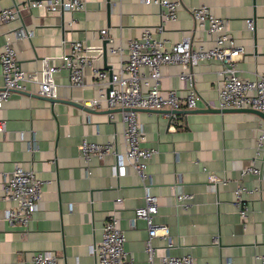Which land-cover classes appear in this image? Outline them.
I'll list each match as a JSON object with an SVG mask.
<instances>
[{
  "label": "crops",
  "instance_id": "1",
  "mask_svg": "<svg viewBox=\"0 0 264 264\" xmlns=\"http://www.w3.org/2000/svg\"><path fill=\"white\" fill-rule=\"evenodd\" d=\"M26 1L0 0V9L19 8L16 19L0 23V52L10 39L20 67L40 79L48 77L51 89L49 95H40L38 85L28 83L25 91L12 92L0 109L4 122L0 215L12 205L1 196L3 182L15 165L34 170L45 183L26 228L11 227L0 219V264H31L38 251L56 253L59 264H97L92 247L112 210L123 230L128 256L134 264H150L145 251L146 223L142 219L131 222L135 208L143 204L145 190L123 159L122 109L107 108L104 103L95 109L83 103L95 96L90 67L84 69L83 87L70 86L64 69L48 76L46 70L59 65L70 42L79 40L95 67L116 71L119 57L110 52L102 29L113 44L124 49L123 58L129 40L139 38L144 27L167 44L190 35L194 45L211 47L214 36L199 28L191 15L192 8L206 5L227 21L228 33L244 46L237 64L239 75L252 79L264 75V0H177L175 20H164L158 5L139 0H86L84 10L52 14L25 8ZM248 19L252 29L247 27ZM16 27L32 35L17 39ZM220 67L217 60H207L187 69L199 96L196 107L182 106L175 115L163 109L137 111L145 132L143 145L156 149L146 169L149 191L158 202L153 221L167 227L169 235L151 239L154 264L165 253L190 254L197 264H255L257 255L264 253V178L242 174L251 161L264 172V142L259 153L257 148L264 119L250 111L218 108ZM181 70L177 63L162 65L161 88L176 89L184 96L188 83L179 77ZM142 88H146L143 83ZM83 138L111 141L117 155L91 156L86 161L80 155ZM209 174L220 180L210 181ZM237 185L246 189L242 196L249 210L244 224L235 203ZM177 194L191 197L183 205L176 203ZM116 198L121 202L115 203Z\"/></svg>",
  "mask_w": 264,
  "mask_h": 264
},
{
  "label": "built area",
  "instance_id": "2",
  "mask_svg": "<svg viewBox=\"0 0 264 264\" xmlns=\"http://www.w3.org/2000/svg\"><path fill=\"white\" fill-rule=\"evenodd\" d=\"M143 3H154L159 6L161 17L164 20H175L179 1L177 0H139ZM86 0H27L25 8L42 9L52 14L65 11H80L85 9ZM191 15L195 24L214 36L213 45L204 48L194 45L190 35H184L180 40L167 44V40L156 38L150 27H144L139 38L128 42L126 57L123 58V48L113 44L107 30L100 31L101 36L110 42L109 50L119 57V67L116 71L109 72L95 67L90 57L85 52L82 41L70 42L67 51L60 57L59 65L50 66L46 73L51 74L64 69L68 72L69 84L72 87H83L84 69L90 67L92 86L95 96L83 101L87 107L99 109L104 103L107 108H121L123 123V159L130 165L144 184L143 204L136 207L132 223L136 219H142L146 223L148 237L145 241V251L150 264H154V247L151 239L156 236L168 238V229L153 221L157 212V196L149 191V177L146 172L148 163L156 149L143 145L145 132L143 125L137 119V111L140 109H179L185 106L187 109L196 107L199 98L193 84L192 73L188 68L197 65L201 61L217 60L220 63L218 71L221 80L217 86L216 100L220 109L253 108L264 112V75H256L252 79L239 75L238 61L245 53L244 46L237 43L228 33L227 21L217 17L206 5H199L191 9ZM19 16V8L6 7L0 9V23L8 22ZM247 27L252 29L251 19L247 20ZM162 27L159 26L158 29ZM15 38H25L32 35V31L23 27L13 30ZM177 63L182 68L179 73L181 79L188 83L187 92L180 96L176 89L163 90L161 88L160 67L165 64ZM147 68L142 72L141 68ZM0 70L2 84L0 86V109L12 92L25 91L28 83L38 85V94L49 95L51 83L49 78L40 79L35 73L23 70L15 57V50L10 39H6L0 52ZM142 83L145 89L142 88ZM257 136L258 153L264 142V129L259 126ZM4 129V122L0 121V130ZM116 154L114 144L111 141L100 143L83 138L80 142V155L84 160L91 156L103 159L107 154ZM251 161L242 174L248 172L264 178V172L255 167ZM210 181H219L220 178L209 174ZM45 181L40 179L34 170L25 169L15 165L10 176L4 180L1 198L12 202L10 207L3 209L0 219L11 226L26 228L33 214L38 209L42 196V188ZM148 183V185H147ZM245 188L237 185L234 189L235 203L238 214L244 224L248 217V205L243 198ZM189 194L175 195L176 203L186 205L184 200L189 199ZM121 199L116 198L115 203ZM125 236L118 226V218L114 211H110L103 223L100 239L92 247L97 264H134L124 247ZM31 264H59L56 253L38 251L32 255ZM159 264H197L190 254L170 255L164 254L159 259ZM223 264H232L225 261ZM255 264H264V253L257 255Z\"/></svg>",
  "mask_w": 264,
  "mask_h": 264
},
{
  "label": "water",
  "instance_id": "3",
  "mask_svg": "<svg viewBox=\"0 0 264 264\" xmlns=\"http://www.w3.org/2000/svg\"><path fill=\"white\" fill-rule=\"evenodd\" d=\"M105 43H106V39L104 40ZM103 57H105L106 55V47L103 46ZM109 74L111 73V71L109 70L108 71ZM51 100V99H50ZM152 110H162V109H152ZM163 110H166L167 113H170L171 115H175L178 113V109H163ZM225 110H245V111H250V112H253V113H256L258 114L260 117H262L264 119V112L260 111V110H256V109H253V108H248V107H243V108H231V109H225Z\"/></svg>",
  "mask_w": 264,
  "mask_h": 264
}]
</instances>
